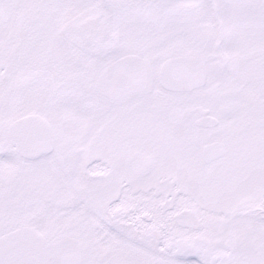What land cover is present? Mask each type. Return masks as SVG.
<instances>
[{
  "label": "snow or ice",
  "instance_id": "1",
  "mask_svg": "<svg viewBox=\"0 0 264 264\" xmlns=\"http://www.w3.org/2000/svg\"><path fill=\"white\" fill-rule=\"evenodd\" d=\"M0 264H264V0H0Z\"/></svg>",
  "mask_w": 264,
  "mask_h": 264
}]
</instances>
